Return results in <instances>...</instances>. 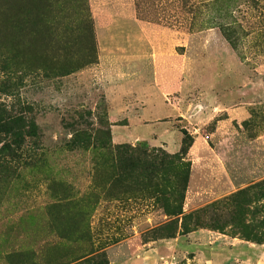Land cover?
I'll return each mask as SVG.
<instances>
[{
	"label": "rangeland",
	"instance_id": "rangeland-1",
	"mask_svg": "<svg viewBox=\"0 0 264 264\" xmlns=\"http://www.w3.org/2000/svg\"><path fill=\"white\" fill-rule=\"evenodd\" d=\"M133 2L176 92L104 86L89 0H0V264H264V0Z\"/></svg>",
	"mask_w": 264,
	"mask_h": 264
},
{
	"label": "crops",
	"instance_id": "crops-1",
	"mask_svg": "<svg viewBox=\"0 0 264 264\" xmlns=\"http://www.w3.org/2000/svg\"><path fill=\"white\" fill-rule=\"evenodd\" d=\"M89 4L100 47L97 63L91 69L96 70L105 87L115 94L120 92L117 98H152L153 77L156 82L163 80L162 94L178 90L183 62L177 52L181 44L177 42L176 32L139 19L133 0H89ZM125 70L137 73L126 76ZM168 72L175 76L173 81H167ZM140 79L143 84H139ZM126 91L130 92L128 97L123 96ZM147 258L131 264H150ZM170 262L164 259L155 264Z\"/></svg>",
	"mask_w": 264,
	"mask_h": 264
},
{
	"label": "trees",
	"instance_id": "trees-1",
	"mask_svg": "<svg viewBox=\"0 0 264 264\" xmlns=\"http://www.w3.org/2000/svg\"><path fill=\"white\" fill-rule=\"evenodd\" d=\"M22 1V0H21ZM25 1L26 0H23L22 2H24L25 3ZM27 2V1H26ZM202 4V3H201ZM29 7H31V5L29 6ZM150 22V21H149ZM223 28H225V30L226 31H228V33H230V31L229 30H231V28H230V24H225V26H223ZM228 40H229V42H231V44H232V38H230V35H229V37H228ZM21 120V119H20ZM18 120H15V123L17 122ZM13 121H10V123H12ZM27 127V126H26ZM188 137L187 138H184L183 139V141H182V146H181V150H180V154H181V159L183 158V156H185L186 154H187V152H188V149L191 147V144L189 143L188 144ZM1 152V151H0ZM8 156L9 157H11V158H16L17 157V155H16V153H9L8 154ZM152 156H154L153 154H152ZM165 161H166V163L169 165V166H173L175 163H177L179 160H178V158H177V156H175V157H166L165 158ZM6 163V160L4 159V158H1V155H0V165H3V164H5ZM170 173V170L168 169V168H165L164 170H163V174H166V175H168ZM176 174V173H175ZM182 176H184V179H185V181L187 180V176H188V172H187V170H185V168L183 169V175ZM177 215H182V212H180V213H178V214H176V216ZM191 215L189 214H187V215H183L182 216V222H181V224H182V229H183V231H184V233H189V232H192L193 230H187V229H185L184 228V220L185 219H187L188 217H190ZM263 221H264V217H263ZM243 233L244 234H246V235H251L252 234V230H250V228L248 229L247 227H245L244 229H243ZM256 239H258V241L259 242H263L264 241V231L263 232H260V233H258V236H256Z\"/></svg>",
	"mask_w": 264,
	"mask_h": 264
},
{
	"label": "bare ground",
	"instance_id": "bare-ground-1",
	"mask_svg": "<svg viewBox=\"0 0 264 264\" xmlns=\"http://www.w3.org/2000/svg\"><path fill=\"white\" fill-rule=\"evenodd\" d=\"M22 1H23V0H22ZM26 1H28V0H26ZM26 1H25V2H26Z\"/></svg>",
	"mask_w": 264,
	"mask_h": 264
}]
</instances>
